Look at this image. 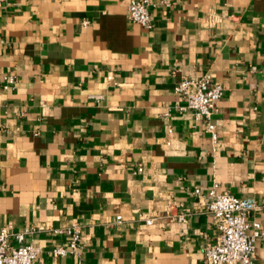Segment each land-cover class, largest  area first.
I'll list each match as a JSON object with an SVG mask.
<instances>
[{
	"label": "crops",
	"instance_id": "crops-1",
	"mask_svg": "<svg viewBox=\"0 0 264 264\" xmlns=\"http://www.w3.org/2000/svg\"><path fill=\"white\" fill-rule=\"evenodd\" d=\"M149 1L150 31L125 0L0 5V229L34 228L35 264H206L212 184L264 202V0ZM205 74L224 89L215 144L173 91ZM72 224L80 263L51 255Z\"/></svg>",
	"mask_w": 264,
	"mask_h": 264
},
{
	"label": "built area",
	"instance_id": "built-area-1",
	"mask_svg": "<svg viewBox=\"0 0 264 264\" xmlns=\"http://www.w3.org/2000/svg\"><path fill=\"white\" fill-rule=\"evenodd\" d=\"M5 0H0V5ZM126 17L129 22L150 31L153 29L150 9L154 5L149 0H125ZM160 5L169 7L168 0H161ZM4 41L0 39V46ZM15 83L13 77L6 79L4 90L9 89ZM173 91L184 101V105L178 106L179 112L190 111L199 122L213 144L217 142V131L213 122L216 112V103L222 99L224 89L208 74L199 79L185 78L176 84ZM100 99L101 97H95ZM195 196L202 194L201 190H194ZM206 200L203 203L204 211L214 221L218 232V241L205 247L206 264H249L255 251V243L264 239V230L258 223H249L248 215L251 212L264 211V202H253L249 205L242 200L220 191L218 184L213 183L205 193ZM188 213L182 212L175 217L178 222L186 219ZM116 222L121 217L115 218ZM145 225H151L152 220H145ZM34 228H29L22 233H13L10 227L0 229V264H35L42 249L39 246L25 243V237L33 233ZM50 232L57 236H64L66 245H58L51 251L56 258L71 256L79 263L82 260L84 246L81 241V227L72 224L65 228H53ZM12 239V243L11 240Z\"/></svg>",
	"mask_w": 264,
	"mask_h": 264
}]
</instances>
